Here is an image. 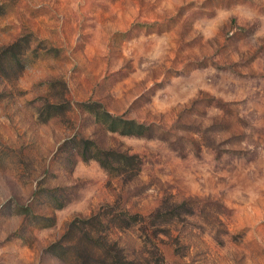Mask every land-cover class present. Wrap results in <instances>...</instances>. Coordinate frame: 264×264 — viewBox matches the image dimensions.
Segmentation results:
<instances>
[{"label":"rangeland","instance_id":"obj_1","mask_svg":"<svg viewBox=\"0 0 264 264\" xmlns=\"http://www.w3.org/2000/svg\"><path fill=\"white\" fill-rule=\"evenodd\" d=\"M0 264H264V0H0Z\"/></svg>","mask_w":264,"mask_h":264},{"label":"trees","instance_id":"obj_2","mask_svg":"<svg viewBox=\"0 0 264 264\" xmlns=\"http://www.w3.org/2000/svg\"><path fill=\"white\" fill-rule=\"evenodd\" d=\"M95 106L93 109H90L91 112L94 114L96 119L101 122L107 131L118 133L120 135H126V136H137L140 135L143 130L144 126L141 124L136 123L134 120L125 119L123 116H115L111 113L107 112L103 109L101 105H93ZM85 147L83 159H88L85 155L89 152L93 153V156L91 159L97 161L101 167L105 169H112V165L114 161H111L109 158L111 156H114V153L111 152H104L97 148L94 143L82 140L81 141ZM92 147V148H91ZM117 162V161H115ZM93 219H98V216H94L90 221ZM132 220H137L136 216L131 217ZM115 220H121L120 218H117ZM88 224V223H87ZM129 224V222L127 223ZM88 235L91 236L89 233Z\"/></svg>","mask_w":264,"mask_h":264}]
</instances>
